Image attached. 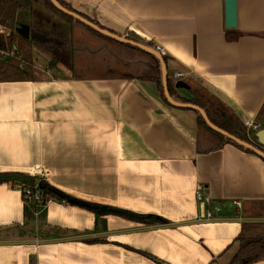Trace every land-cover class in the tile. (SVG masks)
<instances>
[{"label":"crops","instance_id":"1","mask_svg":"<svg viewBox=\"0 0 264 264\" xmlns=\"http://www.w3.org/2000/svg\"><path fill=\"white\" fill-rule=\"evenodd\" d=\"M62 1L110 32L163 48L175 101L196 97L216 115L256 121L264 0H235L232 29L225 0ZM31 21L19 9L14 31L26 34ZM79 30L71 26L68 65L43 64L46 51L34 47L35 78L0 81V172L39 168L78 200L159 219L56 201L28 217L21 192L2 182L0 264H228L242 225L264 223V160L229 143L198 153L194 110L166 103L154 82L136 77L137 61L124 66ZM197 189L218 207L211 220H198L206 206Z\"/></svg>","mask_w":264,"mask_h":264},{"label":"trees","instance_id":"2","mask_svg":"<svg viewBox=\"0 0 264 264\" xmlns=\"http://www.w3.org/2000/svg\"><path fill=\"white\" fill-rule=\"evenodd\" d=\"M58 2L69 10L77 12L99 27L105 29L98 22L92 20L83 13L74 10L62 0ZM19 9H27L32 17L29 30L26 34L14 31L15 16ZM0 26L7 29L5 33L0 32V52L6 53V57L0 62V81H28L35 78L33 66V48L37 47L51 55V64L61 63L68 65L71 59L70 33L71 26L82 28L87 34L95 39L109 45L118 54L119 61L124 66L132 65V60L139 63L135 75L139 79L152 81L156 84L162 99L168 103L163 94L161 82V70L159 60L144 50L128 43L115 41L105 35L98 33L92 28L75 20L73 17L56 9L49 0H0ZM229 39H235L236 33L227 34ZM11 52L13 54H11ZM4 55V54H3ZM164 61L166 60L163 56ZM167 86L171 96L174 95L171 77L167 75ZM188 101L205 108V105L196 97ZM209 120L219 128L229 132L237 138L247 141L257 148L261 146L253 134H248L244 123L240 118L226 112L224 115H216L209 108L204 109ZM197 114V136L196 150L198 153H207L221 148L225 144H232L241 150L255 154L252 150L243 147L230 138L212 130L207 126L204 119ZM256 122H261L264 127V103L256 116ZM263 150V149H262ZM13 176L19 179L13 180ZM24 177V179H21ZM8 182L17 184L27 189L32 195L40 194V202L34 196L30 200L23 198L28 217L43 213L47 201L54 200L65 205H78L85 207L97 214V216L109 213L121 215L127 218L151 223L159 218L153 215H139L127 210L106 206L101 210V205L78 200L52 186L46 179L40 176L28 175L23 172H0V183ZM97 228L102 225L97 222ZM55 234V233H52ZM239 248L228 264H251L264 259V223H244L237 236ZM96 240H90L94 242ZM152 257L151 255L142 252ZM156 260V258H153ZM158 261V260H157Z\"/></svg>","mask_w":264,"mask_h":264},{"label":"water","instance_id":"3","mask_svg":"<svg viewBox=\"0 0 264 264\" xmlns=\"http://www.w3.org/2000/svg\"><path fill=\"white\" fill-rule=\"evenodd\" d=\"M49 1L59 11L73 17L75 20H77V21L83 23L84 25L92 28L93 30L97 31L98 33L105 35V36H107V37H109L115 41L122 42V43H128V44H131L133 46H137L138 48L144 50L145 52L155 56L160 62L161 82H162L163 94H164V97L166 98V100L170 104L177 106V107L189 108V109H192V110L198 112V114L204 119L207 126L210 127L212 130L222 134L223 136L230 138L231 140L235 141L236 143L242 145L243 147L252 150L257 156H259L260 158H262L264 160V150L257 148L253 144H251L247 141L241 140V139L237 138L236 136L230 134L229 132L219 128L216 125H214L209 120L207 113L205 112V110L203 108H201L200 106H198L194 103H191V102L175 101L171 97L169 90H168V86H167V69H166L165 61L163 59V56H161L154 48H151V47L146 46L144 44H141L139 42H135L133 40H130L123 35H118V34H115L113 32H110L106 29L101 28L97 24H95L92 21L88 20L87 18L81 16L77 12H74L72 10L67 9L66 7L61 5L58 2V0H49ZM225 27L228 29H232V28L236 27V2H235V0H225ZM254 135L256 137V141L258 142V144L260 146L264 147V128H261L260 130H258ZM17 179H19L18 176H13V180H17ZM21 179H24V177H22ZM100 209L104 210V207L102 206ZM251 264H264V259L256 261V262L251 263Z\"/></svg>","mask_w":264,"mask_h":264},{"label":"built area","instance_id":"4","mask_svg":"<svg viewBox=\"0 0 264 264\" xmlns=\"http://www.w3.org/2000/svg\"><path fill=\"white\" fill-rule=\"evenodd\" d=\"M0 32H2V33H5L6 32V30L5 29H3L2 27H0ZM154 49L161 55V56H165L166 55V51L163 49V48H161L160 46H154ZM2 54H4V55H6V53H3V52H1ZM11 54H13L12 52H11ZM182 76V73L181 72H175L174 74H173V77H181ZM244 126L246 127V131H247V133L248 134H255L258 130H260L261 128H264V127H262L261 126V124L260 123H258V122H256V121H252V120H245L244 121ZM26 174H28V175H35V176H40V177H43L44 179H45V177H44V175H43V173H42V170L41 169H39V168H36L35 169V171H34V173L33 174H29V173H26ZM12 187H14V188H16V189H18L20 192H21V197H22V200H23V198L24 199H26V200H30L33 196H34V198L38 201V202H40V199H41V197H40V194L38 193V192H36L34 195H32L27 189H25V188H22V187H20L19 185H17V184H14V185H11ZM195 199H196V201L198 202V203H200V204H205V206H206V212H205V216H200L199 218H198V220H211L212 219V213H213V210H218V207L217 206H212L211 205V199H210V197L203 191V189H197L196 191H195ZM50 201H54V200H49V201H47V204L50 202ZM57 202V201H56ZM58 203H60V202H58ZM46 204V205H47ZM61 204H63V203H61ZM235 204L236 205H240L238 202H235ZM63 205H65V204H63ZM38 215V214H37Z\"/></svg>","mask_w":264,"mask_h":264},{"label":"rangeland","instance_id":"5","mask_svg":"<svg viewBox=\"0 0 264 264\" xmlns=\"http://www.w3.org/2000/svg\"><path fill=\"white\" fill-rule=\"evenodd\" d=\"M0 27H2V26H0ZM75 28H77V29H80V30H82L83 32H85L82 28H80V27H78V26H74ZM3 29H5V30H7L6 28H4V27H2ZM79 30V31H80ZM81 31V32H82ZM84 34H86V35H88L86 32L84 33ZM101 42H99V44H100ZM102 44V43H101ZM45 56H46V59L44 60V62L43 61H40V62H42L43 64H45V65H48V63H49V61L51 60V55L49 54V53H46L45 52ZM112 54L113 55H115L116 57H118V54L114 51V49H112ZM118 59H119V57H118ZM35 64V63H34ZM214 106H216V104L215 103H212ZM258 123H260L261 124V122H258ZM6 233H9V232H6Z\"/></svg>","mask_w":264,"mask_h":264}]
</instances>
